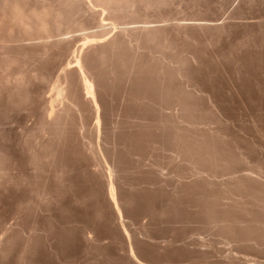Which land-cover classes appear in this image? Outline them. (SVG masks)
<instances>
[{
  "label": "rangeland",
  "instance_id": "1",
  "mask_svg": "<svg viewBox=\"0 0 264 264\" xmlns=\"http://www.w3.org/2000/svg\"><path fill=\"white\" fill-rule=\"evenodd\" d=\"M209 2L197 18L207 22L170 30L171 58L186 65L181 77L99 85L128 237L94 167L95 122L82 134L74 115L72 238L64 240L60 209L47 243L0 264H134L129 238L146 264H264V0ZM47 186L65 200L59 180Z\"/></svg>",
  "mask_w": 264,
  "mask_h": 264
},
{
  "label": "bare ground",
  "instance_id": "2",
  "mask_svg": "<svg viewBox=\"0 0 264 264\" xmlns=\"http://www.w3.org/2000/svg\"><path fill=\"white\" fill-rule=\"evenodd\" d=\"M209 1L0 0V209L8 207L6 221L0 220V263L16 249L23 259L47 243L60 209L64 240H71L74 115L82 134L90 119L95 122L97 144L91 153L100 161L94 167L128 237L115 167L105 150L99 85H152L153 78L164 81L168 71L181 77L186 65L171 58L170 30L207 22L197 18ZM35 49H55L56 57L47 59ZM51 73H57L53 82ZM54 177L65 187L62 202L47 186ZM129 249L132 263L146 264L130 238Z\"/></svg>",
  "mask_w": 264,
  "mask_h": 264
}]
</instances>
